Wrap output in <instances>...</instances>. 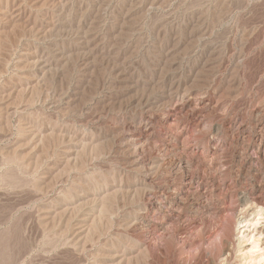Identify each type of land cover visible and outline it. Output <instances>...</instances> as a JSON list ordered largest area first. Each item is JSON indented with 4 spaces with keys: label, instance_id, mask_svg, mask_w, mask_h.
<instances>
[{
    "label": "rangeland",
    "instance_id": "1",
    "mask_svg": "<svg viewBox=\"0 0 264 264\" xmlns=\"http://www.w3.org/2000/svg\"><path fill=\"white\" fill-rule=\"evenodd\" d=\"M37 1L18 0L17 3V0H0V264H149L147 262L149 257H151V264H182L177 262L173 256L168 258L164 248L158 249L154 245L153 247L152 240L147 239L141 230L134 231L126 228L133 218L135 210L133 208H136L141 197V188L128 191L127 184L131 185L132 180L139 181L143 176L139 171L130 170L128 163L123 160V148L114 141V132L111 129L114 130L122 123V120L132 124L138 115L136 113L141 110L142 106L130 104L129 100L134 96L148 95L151 97L158 94L159 78L172 73L168 70L169 61L176 59L180 64H177L178 66L176 65L177 67L175 66L173 70L175 78L182 85L185 82L184 85L191 90L195 89L193 92H200L197 97L202 98L207 104L209 102L211 105L214 102L209 115L208 110L207 114L205 113L206 121H213L212 123L220 126L223 134H226L234 131L229 127L231 115L235 112H242L243 122L245 125L248 124L246 126L249 128L239 129V133L235 130L233 135L237 137L247 134V130L252 128L249 115L251 107L258 101V98L264 96V0H161L163 5L159 4L152 9L148 0H145L146 2L144 0H111V4L110 0L108 2L107 0H86V2L85 0H69L68 2L64 0L68 5L66 2L63 3V0ZM99 2L101 4L105 2L103 5L105 7L102 8ZM58 5L62 6L60 10ZM83 5L86 7L84 9L86 13L83 12ZM87 5H89L88 8ZM128 5L132 8H128ZM5 6L8 9L4 8ZM126 7L130 9L128 12ZM81 9L82 12H80ZM137 9L141 10L138 12ZM77 11L81 14H77ZM87 12L90 13L87 14ZM69 13H71L70 19H68ZM124 13L128 15L125 16ZM30 14L35 15L31 17L33 15ZM121 15L127 22L132 20L136 24L131 21L127 23L120 18ZM79 16H84L80 17L81 21H77ZM88 21L89 23L91 21L92 26ZM122 21L123 27H119ZM92 27L95 28L90 31L89 28ZM126 27L128 30L124 31ZM53 28H57L58 32H55ZM59 28H65V30ZM81 31L91 36L96 33L95 42H100L97 45L94 42L86 45L87 48L76 36V32ZM55 33L61 35L56 36ZM99 35H101V40ZM194 36H198L199 41ZM57 37L59 39L56 40ZM78 40L80 43L77 45L75 42ZM93 45L96 46L93 47L95 49L92 48ZM50 46L53 49L56 46L55 51ZM57 51H60L59 54ZM209 51L210 55L207 54ZM43 52L47 55L44 56ZM52 53L57 55H52ZM47 56H52L53 59ZM65 56L66 59H64ZM56 60L59 62L57 63ZM224 81L227 83L226 86ZM132 82H136V85ZM211 85L214 86V90ZM221 86L222 88L227 87L225 91L223 88L224 93L221 91L222 88L215 89ZM132 87H134L133 90ZM236 89L239 91L237 92ZM249 95L251 97H248ZM225 101L229 103V108L223 112L219 105ZM186 110H188L187 107L174 110L177 115L171 120H176L178 124L176 131L166 124L171 120L161 123L163 130L168 133L167 136L165 133H161L163 137L161 134L158 136L165 142V147L168 146L166 150L169 155L166 156V161H170L173 157L171 150L169 151L172 147L169 145L175 144V141L167 139L170 133L171 135L177 134L182 127H186L199 136L205 130L201 129L200 132V128L194 127V111L186 113ZM154 134L157 136L156 133ZM203 134L204 144H207L206 140L211 133L206 129ZM75 141L79 144L86 141L89 144L84 145L86 150L78 154V158L67 159L66 162L65 154L61 151L65 145L75 146ZM227 147L223 161L228 165H234L240 145L233 141ZM210 151H212L211 145ZM118 169H120L119 172ZM120 172L123 173L120 175ZM83 175L87 177L81 178V176L84 177ZM167 177L168 196L170 195L169 198L172 197L170 199L178 202L180 209L178 215L183 221L184 207L200 199L199 195L193 193V190H186L179 173L171 171ZM113 181L117 184L123 183V189L112 192L116 187H112ZM151 181L158 183V175L152 174ZM248 183L247 185H250L252 181ZM109 191L112 193L103 200L93 199L96 194V197H99L100 192L104 194ZM99 204L102 205V212L96 218L97 221H94L90 230L79 235L77 226L80 219L87 213H93L99 208ZM257 215L252 221L258 217ZM236 230L234 244L238 248L234 245L233 252L236 254L233 253V264H239L245 260L241 250L245 251L248 247V242L243 239L240 246L235 243L237 242L236 236L239 237L241 234L239 229ZM251 230L247 229L246 234L250 235ZM262 237L260 236L261 239ZM147 243H151L149 245L151 250L146 247ZM107 247L117 249L119 254L123 252L126 259L106 257ZM162 249L164 251H161ZM237 249L239 252L236 251ZM152 250L156 252L153 253ZM196 263L199 262H192V264Z\"/></svg>",
    "mask_w": 264,
    "mask_h": 264
},
{
    "label": "bare ground",
    "instance_id": "2",
    "mask_svg": "<svg viewBox=\"0 0 264 264\" xmlns=\"http://www.w3.org/2000/svg\"><path fill=\"white\" fill-rule=\"evenodd\" d=\"M23 1V0H22ZM39 1V0H38ZM37 1V2H38ZM52 1V0H51ZM67 2L69 0H66ZM63 0V3L66 2ZM89 1V0H88ZM91 1V0H90ZM94 1V0H93ZM97 1V0H96ZM104 1V0H103ZM102 1V2H103ZM131 1V0H130ZM145 1V0H144ZM163 1V0H162ZM165 1V0H164ZM169 1V0H168ZM167 1V2H168ZM184 1V0H183ZM181 1V2H183ZM41 2V1H40ZM39 2V3H40ZM66 2V4H67ZM79 2V1H78ZM86 2V0H85ZM108 2V0H107ZM106 2V3H107ZM111 4V0L109 1ZM127 2V1H126ZM138 2V1H137ZM146 2V1H145ZM149 5H151V9L155 6H158L161 3V0H148L147 1ZM18 3V0H17ZM59 3V1H58ZM81 3V2H80ZM88 3V2H87ZM91 3V2H90ZM96 3V2H94ZM101 4V2H99ZM98 3V4H99ZM105 3V2H104ZM103 4H99L100 6H103ZM128 3V2H127ZM131 3V2H130ZM134 3V1H133ZM141 3V2H140ZM144 3V2H143ZM192 3V2H191ZM15 4V3H14ZM34 4V3H33ZM61 5V3H59ZM74 4V3H73ZM76 4H78L76 2ZM84 4V2H83ZM86 4V3H85ZM109 4V3H108ZM107 4V5H108ZM136 4V1H135ZM134 4V6H135ZM138 4V3H137ZM38 5V4H37ZM68 5V4H67ZM130 5V4H129ZM130 8L132 6H129ZM163 5V4H162ZM187 5H189L187 3ZM19 6V5H18ZM35 6V5H34ZM65 6V5H64ZM81 6V5H80ZM78 6V7H80ZM84 9L86 8L85 5H83ZM89 5H87L88 8ZM92 7H95L94 5H91ZM3 7V6H2ZM5 6L4 8H6ZM59 7L62 8V6ZM67 7V6H66ZM69 7V6H68ZM67 7V8H68ZM71 7V6H70ZM69 7V8H70ZM74 7V6H73ZM77 8V6H75ZM82 7V6H81ZM97 7V6H96ZM103 6L102 8H104ZM109 7V6H108ZM133 7V6H132ZM131 7V8H132ZM138 7V6H137ZM144 7V5H143ZM167 7V6H165ZM12 8V7H11ZM44 8V7H43ZM42 8V9H43ZM64 8V7H63ZM75 8V9H76ZM107 8V7H106ZM136 9V7H134ZM149 8V7H148ZM159 8V7H158ZM8 9V7H7ZM6 9V10H7ZM31 9V8H30ZM80 9V8H79ZM82 9L80 12H82ZM90 9V7H89ZM92 9V8H91ZM99 9V8H98ZM127 9V7H126ZM125 9V10H126ZM145 9V8H144ZM157 9V8H156ZM160 9V8H159ZM190 9V8H189ZM3 10V9H2ZM41 10V9H40ZM39 10V11H40ZM72 10V9H71ZM78 10V9H77ZM94 10V8H93ZM130 9H127V12ZM141 10V9H140ZM139 10V11H140ZM146 10V9H145ZM11 11V10H10ZM31 11V10H30ZM76 11V10H74ZM87 11V10H85ZM92 11V10H91ZM100 13L101 10H98ZM132 11V10H131ZM138 11V9H137ZM138 11V12H139ZM151 11V10H150ZM9 12V11H8ZM7 12V13H8ZM29 12V10H28ZM60 12V11H59ZM62 12V11H61ZM72 12V11H71ZM97 12V11H95ZM104 12V11H103ZM125 12V13H127ZM143 12V10H142ZM145 12V11H144ZM149 12V11H147ZM12 12H10L11 14ZM21 13V12H20ZM31 13V12H30ZM35 13V12H34ZM79 13L78 11L76 12ZM86 13V12H84ZM90 13V12H89ZM87 12V14H89ZM121 13V12H120ZM124 15H128L125 14ZM133 13V12H132ZM19 14V13H18ZM37 14V13H36ZM67 14V13H66ZM69 13V18L70 15ZM81 14V13H79ZM83 14V13H82ZM86 14V15H87ZM96 14V13H94ZM99 15V13L97 12ZM3 15V14H2ZM23 15V14H22ZM33 15V14H30ZM35 15V14H34ZM31 16V17H34ZM123 15V14H122ZM121 15V16H122ZM132 15V14H131ZM136 15V14H135ZM142 15V14H141ZM156 15V14H155ZM201 15V14H200ZM5 16V15H3ZM15 16V15H14ZM20 16V15H19ZM18 16V17H19ZM27 16V14H26ZM88 16V15H87ZM93 16V15H92ZM120 16V15H119ZM154 16V15H153ZM6 17V16H5ZM64 17V16H63ZM80 17L77 19V21L80 20ZM84 17V16H83ZM82 17V18H83ZM124 16L120 17L123 19ZM130 17V16H129ZM128 17V18H129ZM133 17V16H131ZM130 17V18H131ZM159 17V16H158ZM23 18V17H22ZM25 18V17H24ZM30 18V17H29ZM55 18V17H54ZM62 18V17H61ZM75 18V17H74ZM87 18V17H85ZM94 18V16H93ZM97 18V17H96ZM100 19V17H98ZM119 18V19H120ZM152 18V17H151ZM31 19V18H30ZM63 19V18H62ZM61 19V20H62ZM73 19V18H72ZM120 19V20H121ZM126 19V18H125ZM15 20V19H14ZM29 20V19H28ZM92 20V19H90ZM98 21V19H96ZM124 20V19H123ZM134 20V19H133ZM138 20V19H137ZM81 21V20H80ZM84 21V20H83ZM93 21V20H92ZM95 21V19H94ZM127 22V20H124ZM131 23H135L132 20ZM128 21V22H129ZM149 21V20H148ZM76 22V21H74ZM99 22V21H98ZM113 22V21H112ZM119 22V21H118ZM127 22V23H128ZM213 22V21H212ZM253 22V21H252ZM26 23V22H25ZM42 23V22H41ZM68 23V22H67ZM77 24L79 22H76ZM81 23V22H80ZM84 23V22H83ZM89 23V21H88ZM96 23V21H95ZM123 23L120 22L119 27H123L121 25ZM3 24V23H2ZM52 24V23H51ZM54 24V23H53ZM52 24V25H53ZM63 24V23H62ZM94 24V23H93ZM97 24V23H96ZM124 24V23H123ZM136 24V23H135ZM169 24V23H168ZM1 25V24H0ZM57 25V24H56ZM60 25V24H59ZM57 25V26H59ZM89 25L92 26L91 21ZM187 25V24H186ZM6 26V25H5ZM42 26V25H41ZM69 26V25H68ZM88 26V24H87ZM95 26V25H93ZM126 26V25H125ZM136 26V25H135ZM134 26V27H135ZM163 26V24H162ZM44 27V26H43ZM49 27V26H48ZM55 27V26H54ZM79 27V26H76ZM89 27V26H88ZM86 27V28H88ZM128 27V26H127ZM126 27V28H127ZM133 27V25H132ZM137 27V26H136ZM160 27V26H159ZM232 27V26H231ZM5 28V27H4ZM12 28V27H11ZM47 28V27H46ZM45 28V30H46ZM51 28V27H50ZM58 28V27H57ZM56 28V29H57ZM70 28V26H69ZM81 28V27H80ZM79 28V29H80ZM92 28H89L90 31H93ZM130 28V27H129ZM8 29V28H6ZM55 29V28H53ZM55 29V32L57 31ZM61 29V28H59ZM58 29V30H59ZM71 29V28H70ZM75 29V28H74ZM85 29V28H84ZM123 31V28H121ZM120 29V30H121ZM133 29V28H132ZM136 29V28H135ZM139 29V28H138ZM150 29V28H149ZM4 30V29H3ZM65 30V28L61 29ZM60 30V32H62ZM67 30V29H66ZM82 30V28L80 29ZM88 30V29H87ZM86 30V31H87ZM95 30V29H94ZM128 28L124 31H127ZM186 30V29H185ZM200 30V29H199ZM203 31L205 29H202ZM44 31V30H43ZM50 31V30H49ZM73 31V30H72ZM77 31V30H76ZM79 31V30H78ZM184 31V30H183ZM189 31V30H188ZM198 31V30H197ZM242 31V30H241ZM252 31V30H251ZM256 31V30H254ZM8 32V31H7ZM42 32V31H41ZM58 32V31H57ZM66 32V31H63ZM71 31H69L70 33ZM89 32V31H88ZM99 32V31H98ZM121 32V31H118ZM131 32V31H129ZM206 32V31H204ZM48 33V32H47ZM74 33V32H73ZM92 33V32H91ZM94 33V32H93ZM122 33V32H121ZM126 33V32H125ZM203 33V32H200ZM222 33V32H221ZM251 33V32H250ZM259 33V32H258ZM53 34V33H52ZM56 34V33H55ZM63 34V33H62ZM66 34V33H65ZM76 36H78L80 39V42L83 43V45H91L93 42L94 44L98 42H95V34L94 35H88L86 32H76ZM99 34V33H98ZM120 35V33H117ZM123 34V33H122ZM194 34V32H193ZM198 34V33H197ZM205 35L207 33H204ZM58 33L56 34V36ZM61 35V34H59ZM58 35V36H59ZM74 35V34H73ZM129 35V34H127ZM247 35V34H246ZM48 36V35H47ZM63 36V35H62ZM101 35H99L100 37ZM122 36V35H121ZM188 36V35H187ZM49 37V36H48ZM53 37V35H52ZM71 37V36H70ZM156 37V36H155ZM173 37V36H172ZM184 37V36H183ZM196 37V36H194ZM202 37V35H201ZM200 37V38H201ZM204 37V35H203ZM233 37V36H232ZM251 37V36H250ZM41 38V37H40ZM62 38V37H60ZM113 38V36H112ZM198 40V36L196 37ZM205 38V37H204ZM45 39V38H43ZM59 39L58 37L56 40ZM64 39V38H62ZM241 39V38H240ZM239 39V40H240ZM28 40V39H27ZM53 40V39H52ZM51 40V41H52ZM99 40V39H97ZM101 40V37H100ZM202 40V39H201ZM29 41V40H28ZM55 41V40H53ZM60 41V40H59ZM156 41V40H155ZM199 41V40H198ZM207 41V40H206ZM258 41V40H257ZM24 42V41H22ZM27 42V41H26ZM62 42V41H61ZM79 40L77 43H80ZM256 42V41H255ZM3 43V42H2ZM115 43V42H114ZM119 43V42H118ZM177 43V42H176ZM240 43V42H239ZM23 44V43H22ZM55 44V43H54ZM27 45V44H26ZM29 45V43H28ZM57 45V44H55ZM78 45V44H77ZM95 45L92 46V48ZM190 46V45H189ZM192 46V45H191ZM190 46V47H191ZM220 46V45H219ZM52 47V46H50ZM49 47V48H50ZM80 47V46H79ZM83 47V46H82ZM87 47V46H86ZM96 47V46H95ZM112 47V46H111ZM56 46L54 47V49ZM88 48V47H87ZM91 48V49H92ZM168 48V47H167ZM217 48V47H216ZM31 49V47H30ZM52 47V50H54ZM58 49V48H57ZM63 49V48H62ZM82 49V48H81ZM86 49V48H85ZM95 49V48H93ZM181 49V48H180ZM51 50V51H52ZM90 50V49H89ZM169 50V49H168ZM171 50V49H170ZM174 50V49H173ZM34 51V50H33ZM55 51V50H54ZM92 51V50H91ZM212 52V50H210ZM210 51L207 53L209 54ZM215 51V50H214ZM35 52V51H34ZM60 51H57V53ZM64 52V51H62ZM170 52V51H169ZM178 52V50H177ZM44 53V52H43ZM48 53V52H47ZM66 53V51H65ZM70 53V51H69ZM113 53V52H112ZM179 53V52H178ZM182 53V52H181ZM180 53V54H181ZM189 53V52H188ZM213 53V52H212ZM211 53V54H212ZM216 53V52H215ZM238 53V52H237ZM37 54V52H36ZM35 54V56H36ZM41 54V53H40ZM46 53H44L45 56ZM49 54V53H48ZM55 53H52V55ZM59 54V53H58ZM87 54V53H86ZM175 54V53H174ZM204 54V53H203ZM222 54V53H221ZM229 54V53H228ZM47 55V54H46ZM57 55V54H55ZM67 55V53H66ZM115 55V54H114ZM130 55V54H129ZM164 55V54H163ZM162 55V56H163ZM210 55V54H209ZM208 55V56H209ZM214 55V54H213ZM212 55V56H213ZM25 56V55H24ZM29 56V55H28ZM38 56V55H37ZM42 56V55H41ZM39 56V57H41ZM59 56V55H58ZM60 56H62L60 54ZM59 56V57H60ZM174 56V55H173ZM183 56V55H182ZM31 57V56H30ZM49 57V56H47ZM52 57V56H50ZM49 57V58H50ZM180 57V56H178ZM207 57V56H206ZM215 57V56H214ZM24 58V57H23ZM29 58V57H28ZM43 58V57H42ZM58 58V57H57ZM63 58V57H62ZM75 58V57H74ZM158 58V57H157ZM177 58V57H176ZM245 58V57H244ZM44 59V58H43ZM48 59V58H47ZM53 59V57L51 58ZM66 59V56L65 58ZM108 59V58H107ZM162 59V58H160ZM173 59V58H172ZM207 59V58H206ZM205 59V60H206ZM242 60V58L240 57ZM239 59V60H240ZM31 60V59H30ZM168 60V59H167ZM170 60V59H169ZM181 60V59H180ZM187 60V59H186ZM220 60V59H219ZM50 61V59H49ZM58 60H56L57 62ZM87 61V60H86ZM34 62V60H33ZM51 62V61H50ZM59 62V61H58ZM57 62V63H58ZM61 62V60H60ZM64 62V60H63ZM169 71L172 73L163 75L164 77L159 78L158 80V94H154L153 96H145V95H139L134 96L131 98L130 96V104H139L142 106L141 110L137 112V117L132 121V124H128L126 122L118 123L119 125L114 128V130L111 129V131L114 132L113 139L115 142L119 143L120 146L123 148L124 155L123 160H125L126 163H128L130 170H136L139 171L142 174L141 180H132L131 185L127 186L129 187L127 190H135L137 188H141V197L139 201L136 204V208L134 210L133 218L130 222H128L126 228L132 229L134 231L141 230L144 236L147 237V239H150V241L153 243L156 248L161 249L164 248L165 251L162 249L161 251H164L166 256L168 258H171L173 256L177 262H181L182 264H192L194 261H198L199 263L196 264H233L234 256L233 252L234 250V234L237 231L236 229H239V232H241L240 236H236V244L240 246L242 239L247 241L248 247L246 250H241L244 254V259L242 262H239V264H264V190L263 186L261 184H264V96H261L260 99L258 98V101L252 105L250 110V116H251V122H252V128L250 130H247V134L238 135L235 137L234 131L237 130L239 133V129L245 130L246 125L243 122V115L242 112H235L231 115L230 133L223 134V130L214 125L211 121H206L205 113L208 110V115L213 109V104H207V102H204L202 98L197 97L200 92H193L195 89L191 90L188 86H185L181 84L180 81H178L175 78V73L173 70L176 68L180 63H178V60L173 59L169 61ZM211 62V61H210ZM213 62V60H212ZM241 62V61H240ZM26 63V62H25ZM42 60V64H43ZM65 63V62H64ZM119 63V62H118ZM203 63V62H202ZM23 64V63H22ZM50 64V63H49ZM53 64V63H52ZM56 64V63H55ZM61 64V63H60ZM178 64V65H177ZM204 64V63H203ZM209 64V63H208ZM212 64V63H211ZM47 65V64H46ZM51 65V64H50ZM54 65V64H53ZM177 65V66H176ZM39 66V65H38ZM48 66V65H47ZM46 66V67H47ZM65 66V65H64ZM176 66V67H175ZM210 66V65H208ZM217 66V65H216ZM45 67V68H46ZM51 67V66H50ZM160 67V66H159ZM237 67V65H236ZM239 67V66H238ZM44 68V66H43ZM123 68V67H122ZM165 68V67H164ZM240 68V67H239ZM48 69V67L46 68ZM55 69V68H54ZM160 69V68H159ZM201 69V68H200ZM120 70V69H119ZM161 70V69H160ZM235 70V68H234ZM29 71V70H28ZM27 71V74H28ZM49 71V70H48ZM59 71V70H58ZM182 71V70H181ZM195 71V70H194ZM118 72V71H117ZM241 72V71H240ZM42 73V72H41ZM200 73V72H199ZM8 75V74H7ZM31 75V74H30ZM42 75V74H41ZM44 75V73H43ZM32 76V75H31ZM157 76V75H156ZM160 76V75H159ZM202 76V75H201ZM214 76V75H213ZM193 77V76H192ZM195 77V76H194ZM64 78V77H63ZM124 78V77H123ZM213 78V77H212ZM235 78V77H234ZM234 78L232 80H234ZM38 79V78H37ZM156 79V78H155ZM211 79V78H210ZM237 79V78H236ZM41 80V79H40ZM157 80V79H156ZM224 80V79H223ZM222 80V81H223ZM230 80V79H228ZM239 80V79H237ZM134 81V80H133ZM25 82V81H24ZM34 82V81H33ZM121 82V81H120ZM152 82V81H151ZM164 82V83H162ZM192 82V81H191ZM228 82V81H227ZM233 82V81H232ZM240 82V81H239ZM30 83V82H29ZM125 83V82H124ZM129 83V82H128ZM133 83V82H132ZM138 83V82H137ZM157 83V82H156ZM200 83V82H199ZM223 83V82H222ZM221 83V84H222ZM226 86V81H224ZM236 83V82H235ZM251 83V82H250ZM123 84V83H122ZM133 84L136 85V82ZM155 84V83H154ZM153 85L154 88L155 85ZM163 84V86H162ZM220 84V83H219ZM218 84V85H219ZM231 84V83H230ZM29 85V84H28ZM129 85V84H128ZM213 85V83H212ZM211 87L213 88L214 86ZM239 85V84H238ZM241 85V84H240ZM256 85V84H255ZM20 86V85H19ZM124 86V85H123ZM126 86V84H125ZM192 86V85H191ZM210 86V85H209ZM233 86V85H231ZM235 86V85H234ZM127 87V86H126ZM135 87V86H134ZM132 87V90L133 88ZM139 87V86H138ZM163 87V89H162ZM229 87V85H228ZM261 87V86H260ZM30 88V87H29ZM153 88V89H154ZM156 88V89H157ZM192 88V87H191ZM222 88L221 87H216ZM223 88H225L223 86ZM223 88L221 91H223ZM136 89V88H135ZM227 89V87L224 89V91ZM240 90V88H238ZM242 89V88H241ZM50 90V89H49ZM140 90V89H139ZM214 90V88H213ZM237 90V89H236ZM237 90V92L239 91ZM123 91V88H122ZM121 91V92H122ZM129 91V90H128ZM151 91V89H150ZM154 91V90H153ZM197 91V90H196ZM218 91V90H217ZM223 91V93H224ZM230 91V89L228 90ZM260 91V90H259ZM134 92V91H132ZM141 92L143 90L141 89ZM220 92V91H219ZM227 92V91H226ZM236 92V93H237ZM262 92V91H261ZM64 93V92H63ZM62 93V94H63ZM124 93V92H123ZM157 93V92H156ZM202 93V91H201ZM229 93V92H228ZM243 93V92H242ZM252 93V92H251ZM264 93V90H263ZM44 94V93H43ZM121 94V93H120ZM139 94H142L139 92ZM233 94V93H231ZM235 94V93H234ZM255 94V93H254ZM259 94V93H258ZM15 95V94H14ZM124 95V94H123ZM229 95V94H228ZM236 96L238 94H235ZM242 95V94H241ZM253 95V94H252ZM256 95V94H255ZM203 96V95H199ZM212 96V95H211ZM215 96V93H214ZM225 96V95H224ZM234 96V95H233ZM232 96V99H234ZM239 96V95H238ZM259 96V95H258ZM248 97H251L250 95ZM247 97V98H248ZM253 97V96H252ZM66 98V97H64ZM71 98V97H70ZM78 98V97H77ZM87 98V97H86ZM215 98V97H214ZM218 98V97H216ZM222 98V97H221ZM220 98V99H221ZM239 98V97H238ZM241 98V97H240ZM246 98V96H245ZM255 98V97H254ZM67 99V98H66ZM128 99V98H127ZM219 99V98H218ZM231 99V95H230ZM68 100V99H67ZM66 100V101H67ZM80 100V99H79ZM116 100V99H115ZM114 100V101H115ZM236 100V99H235ZM247 100V99H246ZM253 100V99H251ZM65 101V100H64ZM71 101V100H70ZM75 101V100H74ZM77 101V100H76ZM124 101V99H123ZM209 101V100H208ZM211 101V100H210ZM216 101V99L214 100ZM229 101V100H228ZM249 101V100H247ZM246 101V103H247ZM54 102V101H53ZM68 102V101H67ZM66 102V103H67ZM79 102V101H78ZM118 102V101H117ZM222 102H224L222 100ZM219 105L220 109L223 112H226L229 108V103H222ZM128 103V102H127ZM218 103V102H217ZM231 103V102H230ZM252 103V102H251ZM64 104V103H63ZM70 104V103H68ZM107 104V103H106ZM125 104V102H124ZM123 104V105H124ZM233 104V103H232ZM244 104V103H243ZM72 105V104H71ZM208 105V106H207ZM216 105V107L218 106ZM248 105V103H247ZM250 105V102H249ZM127 106V105H126ZM183 107H187L188 111H194V127L205 129L202 134L197 136L195 135L192 130L182 127L177 134H172L168 136V140L175 141V144L173 143V146L169 151L172 153L173 157L170 161H166V156L168 153L167 147H165V142L159 139L158 136L161 133H165L167 136L168 133L163 130L162 124L163 121L171 120L173 116L177 115L174 110L175 109H181ZM246 107V106H245ZM49 109V108H48ZM82 109V108H81ZM127 109V107H126ZM140 109V108H139ZM156 109V110H154ZM214 109L215 106H214ZM247 109V108H246ZM64 110V108H63ZM231 110V108H230ZM235 110V109H234ZM233 110V111H234ZM105 111V110H104ZM160 113H157V112ZM215 111V110H214ZM217 111V110H216ZM232 111V110H231ZM247 111V110H246ZM15 112V111H14ZM49 112V111H48ZM188 112V113H189ZM198 112V113H197ZM220 112V111H219ZM229 112V111H228ZM51 113V112H50ZM215 113V112H214ZM247 113V112H244ZM207 114V113H206ZM223 114V113H222ZM135 116V115H134ZM211 116V115H210ZM246 117V115H244ZM209 118V117H208ZM225 118V116H224ZM249 118V117H248ZM247 118V119H248ZM211 119V118H210ZM178 120V118H177ZM212 120V119H211ZM128 122V121H127ZM130 122V121H129ZM247 122V120H246ZM250 122V121H249ZM103 123V122H102ZM162 123V124H161ZM166 122H164L165 124ZM217 123V122H216ZM215 123V124H216ZM168 127H171L173 131H176L178 129V124L176 120H171L168 123H166ZM222 123H220L221 125ZM228 124V125H229ZM183 125V124H182ZM192 125V124H191ZM219 125V124H217ZM227 125V127H228ZM52 126V125H51ZM185 126V125H184ZM225 126V125H224ZM48 127V126H47ZM56 128V127H55ZM193 128V127H192ZM249 127H247L248 129ZM35 129V128H34ZM53 129V128H52ZM206 129L210 131V135L208 136V139L206 140L207 144H204L205 138L204 134L206 132ZM45 130V129H44ZM65 130V129H64ZM194 130V129H193ZM199 130V129H198ZM197 130V131H198ZM228 130V129H226ZM51 131V130H50ZM63 131V130H62ZM110 131V132H111ZM196 131V132H197ZM41 132V131H39ZM48 132V131H47ZM64 132V131H63ZM70 132V131H69ZM195 132V131H194ZM195 132V133H196ZM225 132V130H224ZM34 133V132H33ZM75 133V132H74ZM156 133L157 136L154 134ZM245 133V132H243ZM41 134V133H40ZM62 134V133H61ZM109 134V133H107ZM70 135V134H69ZM72 135V134H71ZM78 135V133H77ZM112 135V134H111ZM162 135V134H161ZM74 137H76L74 135ZM85 137V136H84ZM107 137V136H106ZM163 137V135H162ZM100 139V138H96ZM111 139V138H110ZM112 139V140H113ZM82 140V139H80ZM79 140V141H80ZM87 140V139H86ZM95 140V139H94ZM93 140V141H94ZM180 140V141H179ZM77 141V140H76ZM74 142L75 146H68L65 145L64 149L61 151L65 154L66 162L68 160L76 159L78 154H82L85 152L86 147V141L85 142ZM99 141V140H97ZM237 142L240 147L239 151L237 152L236 160L234 165H228L223 161V155L226 149L228 148V145H231L232 142ZM92 142V140H91ZM169 142V141H167ZM166 142V143H167ZM179 142H181L179 144ZM172 143V142H171ZM89 144V143H88ZM87 144V145H88ZM94 144V143H93ZM236 144V143H235ZM114 145V144H113ZM210 145L212 148V151H210ZM117 146V145H116ZM61 147V146H60ZM113 147V146H112ZM235 147H237L235 145ZM121 148V149H122ZM234 148V147H233ZM113 149V148H111ZM120 149V150H121ZM235 149V148H234ZM119 150V151H120ZM232 150V149H231ZM233 151V150H232ZM237 151V150H236ZM122 152V151H121ZM62 153V154H63ZM67 156H70L67 158ZM73 156V157H72ZM171 156V155H170ZM121 157V156H120ZM78 158V157H77ZM228 158V157H227ZM234 158V157H233ZM68 159V160H67ZM235 159V158H234ZM98 160V159H97ZM73 161V160H72ZM233 161V160H232ZM53 162V161H52ZM233 163V162H232ZM52 164V163H51ZM63 164V163H62ZM126 165V164H125ZM62 166V165H61ZM57 168L60 166H56ZM127 167V165H126ZM195 167V168H193ZM167 169V170H166ZM120 169H118L119 172ZM127 170V169H126ZM166 170V172H164ZM123 171V169H122ZM129 171V170H128ZM174 171L176 174H180L181 182L185 186L186 190H193L192 192L197 193L199 195L200 199H197L195 201L190 202L187 207L183 209V221H181L179 217V205L178 202L175 200H172L168 196L169 191V183L167 181V176L169 172ZM54 172V171H53ZM124 172V171H123ZM120 172V175L121 173ZM188 172V173H187ZM49 173V171H48ZM101 173V172H100ZM115 173V172H114ZM136 173V172H135ZM113 174V173H112ZM134 174V173H133ZM157 174L158 175V183H153L151 181V175ZM81 178H86L87 176L83 175ZM113 176V175H112ZM137 176V175H136ZM125 177V176H124ZM127 177V176H126ZM131 177V176H130ZM156 177V176H155ZM154 177V178H155ZM43 178V177H42ZM119 178V177H118ZM137 178V177H136ZM114 179V178H113ZM121 179V178H120ZM157 179V178H156ZM258 179V180H257ZM79 180V179H78ZM123 180V179H122ZM170 180V179H169ZM44 181V180H43ZM85 181V180H84ZM83 181V182H84ZM104 181V179H103ZM112 181V180H111ZM127 181V179H126ZM157 181V180H156ZM249 181H252L250 185H247ZM82 182V183H83ZM120 182V181H119ZM155 182V181H154ZM170 182V181H169ZM262 182V183H260ZM85 183V182H84ZM126 183V182H125ZM123 184V183H122ZM114 183L113 186H116L113 188L114 190L112 192L120 191L123 189L124 185ZM249 184V183H248ZM78 186V185H77ZM76 186V187H77ZM58 187V186H57ZM75 187V188H76ZM106 187V186H105ZM104 187V188H105ZM80 188V187H79ZM101 188V187H100ZM66 189V188H65ZM81 190V189H80ZM91 190V189H90ZM107 190V189H106ZM109 190V189H108ZM91 192V191H90ZM109 191L104 192L102 195L101 192L98 194L99 197H93L94 200H100L106 198V196L110 193ZM84 193V191H83ZM85 195V194H84ZM92 195V193H91ZM62 196V195H60ZM79 196V195H78ZM94 196V195H92ZM56 197V196H55ZM87 197V196H86ZM174 197V196H173ZM86 199V198H85ZM84 200V199H83ZM75 201V200H74ZM85 201V200H84ZM77 203V202H76ZM59 204V203H58ZM61 204V203H60ZM64 204V203H63ZM106 204V203H105ZM181 204V203H180ZM107 205V204H106ZM63 206V205H62ZM65 206V205H64ZM95 206V205H94ZM133 206V205H132ZM59 207V206H58ZM108 207V206H107ZM56 208V207H55ZM62 208V207H61ZM132 208V207H131ZM74 209V208H73ZM86 209V208H84ZM92 210V209H91ZM90 211V210H89ZM133 211V210H132ZM102 212V205L99 204V208L95 209L93 213H87L84 217L80 219V222L78 224V232L79 235L88 230L91 229V226L93 225L96 218L100 215ZM182 212V213H183ZM43 213V212H42ZM258 214V215H257ZM52 215V214H51ZM257 215L258 217L252 221L253 217ZM51 217V216H50ZM80 217V216H79ZM256 217V216H255ZM186 220V221H185ZM97 221V220H96ZM181 221V222H180ZM56 223V222H55ZM75 224V223H74ZM64 227V226H63ZM243 229V230H240ZM247 229H252V233L250 235L246 234ZM75 231V230H74ZM133 231V232H134ZM250 231V230H249ZM126 232V231H125ZM131 232V231H130ZM78 234V233H77ZM78 235V236H79ZM86 235V234H85ZM117 235V234H116ZM137 235V234H136ZM76 236V235H75ZM260 236H263L262 239ZM132 237V236H131ZM143 237V236H142ZM78 238V237H77ZM120 238V237H119ZM144 238V237H143ZM84 239V238H83ZM115 239V238H114ZM124 240V239H123ZM262 240V242L260 241ZM109 241V240H108ZM144 242V241H143ZM147 242V240H146ZM243 242V241H242ZM117 243V242H116ZM115 243V244H116ZM126 243V242H125ZM145 243V242H144ZM262 243V244H261ZM81 244V242H80ZM146 244V243H145ZM151 244V243H150ZM147 243L146 247H149L150 245ZM246 244V243H245ZM244 244V245H245ZM79 245V244H78ZM109 245V244H108ZM118 245V244H117ZM80 246V245H79ZM111 246V245H110ZM129 246V245H128ZM153 246V247H154ZM236 246V245H235ZM144 247V246H143ZM238 248V246H236ZM78 249V248H77ZM108 253L106 254V257L110 258H118L120 257L125 258L123 256V252L121 254L117 253V249H114L112 247H107ZM130 249V248H129ZM147 249V250H148ZM154 249V248H153ZM245 249V246H244ZM126 250V249H125ZM144 250V249H142ZM151 250V249H149ZM157 250V249H155ZM154 250V251H155ZM121 251V250H120ZM152 250V252L154 253ZM239 252V250H236ZM156 252V251H155ZM163 252V253H164ZM97 253V252H96ZM99 253V252H98ZM103 253V252H102ZM126 253V252H125ZM160 253V252H159ZM241 253V252H240ZM101 254V253H99ZM128 254V253H127ZM138 254V253H137ZM236 254V253H235ZM241 254V255H242ZM135 255V254H134ZM159 255V254H158ZM240 255V254H239ZM143 256V255H142ZM148 256V255H146ZM157 256V255H155ZM154 256V258H155ZM161 256V255H160ZM170 256V257H169ZM236 256V255H235ZM145 258V257H144ZM159 259V257H156V259ZM165 258V257H163ZM241 258V257H240ZM243 258V257H242ZM248 258V260L246 259ZM126 259V258H125ZM147 262L151 264V257L147 258ZM155 259V260H156ZM205 262H203L204 260ZM153 260V259H152ZM241 260V259H240ZM236 262V261H235ZM174 263V262H173ZM111 264V263H110ZM113 264V263H112ZM235 264V263H234Z\"/></svg>",
    "mask_w": 264,
    "mask_h": 264
}]
</instances>
